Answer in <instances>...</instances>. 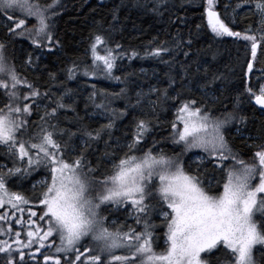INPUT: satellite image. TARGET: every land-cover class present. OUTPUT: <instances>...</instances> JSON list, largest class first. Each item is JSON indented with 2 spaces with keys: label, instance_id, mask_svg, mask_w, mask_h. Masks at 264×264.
<instances>
[{
  "label": "snow or ice",
  "instance_id": "1",
  "mask_svg": "<svg viewBox=\"0 0 264 264\" xmlns=\"http://www.w3.org/2000/svg\"><path fill=\"white\" fill-rule=\"evenodd\" d=\"M203 3L207 25L216 37H233L246 42L251 58L246 60L244 71L248 78L245 92L264 110V69H260L256 77L257 87L251 84L258 51L264 50V0H240L233 7L234 14L236 9L242 11L248 7L253 16L259 17L255 29L249 25L243 32L233 31L230 26L235 24L234 16L226 22L216 11V0H203ZM58 4L59 0L51 3L0 0V29L7 38H24L35 48L47 47L51 51V45L59 46L51 31V20L56 15L54 8ZM230 6L225 5V13ZM106 43L102 35L92 38V74L99 70L119 80L120 77L113 76V69L120 45L113 49L106 48ZM187 43L190 45L191 41ZM101 48L104 54H100ZM5 49L6 44L0 42V90L8 101L0 107V145L13 158L21 162L26 159L27 166L0 172V209H3L0 221L8 223L7 228L0 226V236L8 237L0 239V264H27L26 256L35 260L36 253L43 255L44 264L50 261L52 264H213L211 257L221 245L228 264H264V247L257 248L264 246V145L252 154L250 163L233 152L224 134L225 126L235 119L232 114H226L223 119L213 117L196 107L195 100H190L177 108L171 124L174 143L182 144L184 151L200 149L205 155L197 157L199 165L207 161L214 169L224 172L222 191L219 187L212 188L211 184L204 187L198 175L185 172L178 157L153 154V149L140 156L133 154L140 150L141 142L152 130L151 122L144 119L136 121L124 155L111 157L110 169L98 178L99 166L89 167L83 149L79 155H69L76 151L72 138L81 135V130L69 133L50 123L59 109L71 107L61 102L63 96L54 101L55 106L50 111L45 110L38 130L33 132L27 117L42 94L33 84L21 79L14 65L8 64ZM169 51L161 46L148 55L159 57ZM32 62L29 53L25 64ZM68 71L71 78L75 65ZM88 74L86 71L85 75ZM43 96L47 97L48 93ZM95 96L93 92L92 97ZM95 107L107 110L104 101ZM112 127L109 122L94 131L83 130L81 143L87 145L89 141L100 139L102 132ZM25 135L29 139L25 140ZM64 135L69 138L61 144L56 137ZM229 160L232 166L225 169L224 164ZM41 166L50 179L37 181L32 186L35 200L41 207L37 213L29 207V198L9 191L7 181L30 175ZM257 178L258 183L255 182ZM153 199L161 207L150 203ZM128 205H131L129 216L135 214L133 218L136 225L141 226L140 231L128 225L117 226L116 221L109 223V217L101 215L102 206L119 210ZM156 211L166 225V249L162 253H157L153 246L155 226L150 216ZM17 213L20 216L14 224L20 226V231L13 233L11 218ZM37 216L39 222L33 219ZM88 238L94 247L83 246ZM34 245L38 246L32 252ZM48 248L54 249L55 254L41 252ZM257 251L261 253L259 259L255 255Z\"/></svg>",
  "mask_w": 264,
  "mask_h": 264
},
{
  "label": "trees",
  "instance_id": "2",
  "mask_svg": "<svg viewBox=\"0 0 264 264\" xmlns=\"http://www.w3.org/2000/svg\"><path fill=\"white\" fill-rule=\"evenodd\" d=\"M41 2L51 3L52 0ZM238 2L240 0H216V11L221 13L226 22H230L234 16L235 24H230L233 31L243 32L249 25L255 29L259 17L253 16L248 7H244L242 11L236 9V13H233L232 9ZM225 5H231L227 13ZM54 11L56 15L51 20V31L59 46L51 45V51L47 47L35 48L24 38H7L2 29L0 42L6 44L4 56L8 64L14 65L21 79H26L42 94L36 99L32 113L27 117L33 125V132L38 130L45 110L50 111L55 106L54 101L61 96V102L71 107L59 109L55 119L50 121L58 129L69 133L81 130L82 135L83 130L94 131L109 122L113 124L111 129L102 132L100 139L89 141L87 145L81 143V135L72 138L76 151L69 155H79L83 149L89 167L99 166L96 174L98 178L110 169L111 157L120 158L124 155L127 143L131 141L135 131L136 121L144 119L151 122L152 130L141 142L140 150L133 154L140 156L149 149H159L166 156L178 157L185 172L198 175L204 187L211 184L212 188L219 187L222 191L224 172L214 169L207 161L203 165H199V161H192V155L202 153L200 149L184 151L182 144L174 143L171 124L176 118L177 108L184 101L195 100L196 107L203 108L213 117L223 119L226 114L235 117L225 126L224 134L229 147L233 152L239 153L241 159L250 163L252 154L264 145V113L245 92L248 78L244 76V71L247 67L246 60L251 58L250 51L246 50L244 41L233 37L219 38L211 32L203 0H59ZM95 35L105 37L106 48L115 49L116 45H120L116 67L113 69V76L120 77L119 80L108 77L99 70H96L95 75L92 74L90 45ZM188 41H191L190 45ZM161 46L170 51L159 57L148 55L154 48ZM133 52L137 55L132 56ZM185 52L188 53L187 56L184 55ZM29 53L33 62L25 64ZM100 54H104L103 48L100 49ZM74 65V74L69 78L68 69ZM255 69L251 76L254 88L257 87L259 70L264 69V50L258 51ZM86 71L88 75H85ZM147 87L158 90L152 92L151 102L143 101V93ZM2 92L0 90V107L8 102ZM45 92L48 93L47 97L43 96ZM93 92L96 93L95 97H92ZM102 101L107 105L106 111L95 107ZM23 138L29 139L28 135ZM56 138L63 144L69 137L64 135ZM249 145L253 147L250 148ZM1 164H6L9 168L26 167L27 160L21 162L18 158H13L0 145V166ZM231 166L230 160L224 164L225 169ZM0 172L7 173L2 168ZM37 175L49 176L41 166L30 175L9 178L7 187L29 198V207L40 213L41 207L30 186ZM150 203L157 208L161 207L155 199ZM124 211V206L119 210L102 206L101 215L108 216L109 219H126ZM24 215L26 218L27 210ZM19 216L20 213H17L11 218L13 233L20 231V226L14 224ZM257 218L259 219V214ZM33 219L39 222L38 216ZM150 220L155 226L154 249L157 253H162L166 249L161 245L166 225L158 216V211L151 214ZM115 221L117 226L127 225L125 222L120 223L118 218ZM132 222L128 226L140 231L141 226L136 225L135 220ZM0 226L7 228L8 223L0 221ZM26 230L25 228V232ZM12 238H15L14 235ZM21 238L26 239V236ZM0 239L8 237L0 236ZM56 243L59 244L58 238ZM37 246L34 245L31 251L35 252ZM83 246L94 247L90 238ZM41 252L45 255L55 254V250L50 248L41 249ZM255 255L259 259L261 253L257 251ZM211 259L213 264H228L223 246H220L219 251L214 250ZM26 261L27 264H44V257L36 253L35 260L26 256Z\"/></svg>",
  "mask_w": 264,
  "mask_h": 264
},
{
  "label": "rangeland",
  "instance_id": "3",
  "mask_svg": "<svg viewBox=\"0 0 264 264\" xmlns=\"http://www.w3.org/2000/svg\"><path fill=\"white\" fill-rule=\"evenodd\" d=\"M19 18V17H18ZM206 20H207V18H206ZM152 90V88L151 89H149L148 87L146 88V92L145 93H143L144 94V97H145V99H143V101H146V102H151V100H150V97L153 95V91H151ZM258 106V105H257ZM259 107V106H258ZM260 108V107H259ZM261 110V109H260ZM263 113H264V110H261ZM128 144V143H127ZM153 154H160V150L159 149H156V150H153ZM202 155H204V154H202V153H195L194 155H192L191 156V160L192 161H194V162H197L198 161V159H197V157L198 156H202ZM0 168H2L3 169V171L4 172H7L8 171V169H9V167L6 165V164H1V166H0ZM36 170V169H35ZM50 179V176H45V175H37V177L31 182V185L30 186H33V184H36L37 183V181H41V180H44V179ZM157 182H158V180H157ZM256 183H258L259 181L256 179V181H255ZM9 191L10 192H16V191H14V190H11V189H9ZM123 207V206H122ZM130 208H131V205H128V206H126V207H124V209H125V211H124V214H125V216H126V219H121V218H119V217H117L118 218V220L120 221V223H122V222H125L127 225H131V224H133V220H135L133 217H134V213H133V216H129V210H130ZM158 216L159 217H161V215H160V212L158 211ZM117 218L115 217V218H111V219H109V223H111V221H115V220H117ZM162 218V217H161ZM128 220H130V221H128ZM132 220V221H131ZM116 224H118V223H116ZM165 231H166V228H165V230H164V232H163V235L165 234ZM165 240H166V238H165V235H164V239H161V245L162 246H164L165 248H166V242H165ZM222 246V245H221ZM258 248H260L261 246H257Z\"/></svg>",
  "mask_w": 264,
  "mask_h": 264
}]
</instances>
